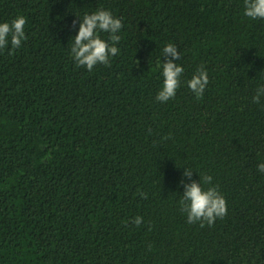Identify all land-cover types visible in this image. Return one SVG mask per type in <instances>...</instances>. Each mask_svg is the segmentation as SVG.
<instances>
[{
  "label": "trees",
  "instance_id": "16d2710c",
  "mask_svg": "<svg viewBox=\"0 0 264 264\" xmlns=\"http://www.w3.org/2000/svg\"><path fill=\"white\" fill-rule=\"evenodd\" d=\"M101 8L119 52L89 71L71 39ZM18 15L27 40L0 49V264H264V19L244 0H0V23ZM168 43L184 74L159 102ZM186 167L226 198L212 226L180 210Z\"/></svg>",
  "mask_w": 264,
  "mask_h": 264
},
{
  "label": "clouds",
  "instance_id": "9594fccd",
  "mask_svg": "<svg viewBox=\"0 0 264 264\" xmlns=\"http://www.w3.org/2000/svg\"><path fill=\"white\" fill-rule=\"evenodd\" d=\"M244 15L252 20L264 19V0H244ZM78 16V15H77ZM81 18L80 16H78ZM27 18L22 15L16 16L11 22L0 23V49H5L11 44V53L22 46V42L27 40L25 25ZM76 21H73V25ZM123 28L122 19L115 17L111 10L98 9L95 12L86 13L82 18L78 34L75 35L71 46V55L77 67H86L91 71L94 66L103 64L110 66V56L118 54L117 45L121 40L119 35ZM101 32L110 33L107 39L102 38ZM163 56L168 59L162 64L163 83L156 100L167 102L175 98L177 90L181 87V78L184 68L177 63L180 59V52L177 45L168 43L163 48ZM197 99H201L205 89L209 84V75L204 66L197 68L191 79L185 82ZM264 96V85L257 87L253 96L254 103H260ZM258 170L264 173V163L257 165ZM194 170L186 167L184 176L189 182L181 180L184 191L179 199L180 210L187 214V222L194 224L199 222L200 227L212 226L218 218L222 219L228 214L227 201L225 196L219 191L218 186L212 185L211 175H201L200 180L192 179ZM207 186V187H206ZM147 194H144L146 198ZM143 218L137 216L133 222L139 226Z\"/></svg>",
  "mask_w": 264,
  "mask_h": 264
}]
</instances>
